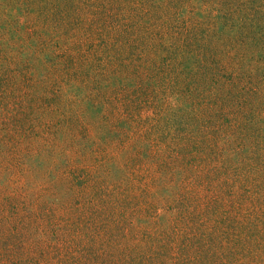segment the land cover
<instances>
[{
  "label": "rangeland",
  "instance_id": "rangeland-1",
  "mask_svg": "<svg viewBox=\"0 0 264 264\" xmlns=\"http://www.w3.org/2000/svg\"><path fill=\"white\" fill-rule=\"evenodd\" d=\"M181 1L183 3L178 14L176 9L173 13L170 12L171 6L178 0H144L146 8L154 14L140 18L137 10V2L140 0H129L128 3L127 0H0V80L8 81V84L18 82L20 88H24H16L18 94L28 88V97L35 99L30 103L28 98L23 100V96L20 101L17 97L9 98L11 106L7 108L4 103H0L2 197L8 193L3 188L12 182L14 188L24 192L22 196L27 201H35L36 197L33 195L40 188L43 200L50 196L57 201L63 199L68 202L66 198L71 193L65 183L67 168L86 169L96 159V164L103 163V169L96 167L103 175L107 171L119 172L112 169L108 158L124 156L134 150L140 151L143 147L139 144L148 142L138 130L141 107L132 104L133 95L148 100L138 103L143 108L146 105L149 108L145 111L147 117L152 115V111L155 113L154 105L160 108L168 105L171 109L174 105L179 112L186 110L185 114L190 115L186 103L175 105L163 102L162 97L171 93L166 76L158 75L160 82L152 79L144 82L143 79L136 78L137 74H125V66L114 70L121 65H138L141 60L151 58V37H154L152 31L158 30L155 26H164V29L158 30L163 32L161 38H153L162 46L157 57L159 62L163 63L168 52H175L174 44H180L174 43L175 37L182 44L187 42L186 39L195 40L198 45H211L213 54L218 56L222 68L215 69L213 66V71L219 73L221 82L213 84L211 74L203 71L193 83L195 88L189 83L182 93L191 101L197 100L195 113L201 112L202 117L208 118L204 122L208 123L205 125V135L196 138V141L200 140L204 147L210 142L205 154L211 159V167L219 176L234 171L227 184L199 179L205 173L202 167L195 168L191 174L184 169L181 172L172 171L173 176L167 178V175H171L170 170L160 172L158 176L150 175L151 178H146V182L136 183L142 189L138 192L142 196L138 206L147 208V211L139 213L145 215L148 222L157 220L150 229L165 235L166 240L163 242L168 245L171 238L176 236L173 233L174 225L178 224L183 228L185 226L182 225L187 224V220H178L181 210L185 209L186 215L190 213V217L207 216L203 210L201 212L202 204L191 202V196H187L190 192L188 181L194 176L199 194L210 197L215 194L214 200L219 195L222 197V192L232 187L236 190L234 196L238 203L231 206L220 204L223 211L220 213L215 210L218 227L205 226L200 234L188 229L191 235L196 236L194 238L187 234L180 235L178 240L188 238V251L203 244L199 238L204 240V231L206 236L215 235V238L219 236L221 229L227 227L226 230H229L228 226H233L232 222L235 221L239 222V230L254 233L252 236L259 234V239L263 240L262 247L264 246V233H261L264 228L259 232L260 227H254L253 224L256 212L264 210V175L255 179L246 173L248 164L264 162V147L260 149L261 139H264V0H258V8L253 14H245L243 5L242 15L233 17L229 22L228 26L234 27L230 31L225 25L228 21L225 10H214L218 8L215 6L219 5L218 0ZM73 3L79 7V17H76L79 19L74 22L65 19V16L74 11L70 9ZM159 4H165L166 10H156V5ZM100 11H103L101 17L107 13L110 18L105 16L100 19L95 14ZM237 24L251 27L242 33L246 47H241L240 53L237 48L233 49L225 42L226 37L232 38L242 27ZM166 42L172 47L171 50L163 49V43ZM261 47L260 52L258 49ZM201 49L199 47L200 51ZM98 54L103 59V64L99 63ZM191 55L193 54L185 47L181 55L172 54L180 62V66L184 64V68L187 62L193 61ZM231 59L232 62L227 61ZM223 64L229 69L223 68ZM2 86L0 92L6 87ZM149 100H154V105ZM16 101L19 107L14 112L12 109ZM115 110L117 116L114 115ZM15 114L28 125L34 120L32 126L29 129H19L18 132L11 130L10 117ZM209 130H213L212 136H206ZM257 135L259 144L255 142ZM74 138L76 139L73 140ZM7 139L19 140L17 144L25 146L12 151L16 157L13 161L5 153V144L9 142ZM21 145L19 146L22 147ZM96 148L99 149L98 152ZM179 167L181 165H171L172 169ZM237 173L244 174L249 180L241 177L237 184L233 180ZM120 175L118 182L128 183L132 173L120 171ZM12 176L13 180L10 179ZM106 178L115 180L112 173L106 174ZM31 181H35V184L31 185ZM214 206L219 207L212 205L213 208ZM221 217L225 219L220 222ZM170 225L173 227L170 228ZM150 236L138 239L140 243L146 242L141 244L142 247L152 250L150 258L155 253L160 258V264H172L171 261L166 263L167 254L161 249V243L156 241L154 245L151 244ZM235 236L236 234L233 238ZM65 239L68 241L56 243L59 247L49 249L46 254L29 248L30 243L24 244L20 239L11 250H7L4 264H32L33 261L27 257L38 260V264H122L116 262L119 256L124 254V259L126 255L131 256L130 249L134 246L123 244L116 248L114 240L108 242V238L101 234L84 241L73 236H65ZM257 242L258 239L254 241ZM76 247L80 250L75 251ZM261 250L256 260L248 262L242 257L240 264L264 262V252L261 253ZM19 252L20 256L15 255ZM230 256L228 264H239L233 253Z\"/></svg>",
  "mask_w": 264,
  "mask_h": 264
},
{
  "label": "trees",
  "instance_id": "trees-1",
  "mask_svg": "<svg viewBox=\"0 0 264 264\" xmlns=\"http://www.w3.org/2000/svg\"><path fill=\"white\" fill-rule=\"evenodd\" d=\"M128 2L129 0H127L126 3ZM140 2L143 3L139 4ZM140 2H137V10L139 11L140 18L144 17L143 15L148 16L149 14H154V12L150 13V10L146 8V2H144V0H140ZM218 2L219 5H215L218 8H214V10H225L226 17H228V21L225 25L229 31L234 28L233 26H228V24H230V20L232 21L235 16L238 18L242 15V11H244L243 5L245 6V14H253V12H256L255 9L258 8V0H245L244 3L243 0H218ZM182 3L183 2L181 0H178L176 4L171 6L170 12L173 13V10L176 9V12L179 14V7ZM160 8L162 10H166V5H156V10ZM70 9L74 11H71V14H68L67 16L63 13V16H65V19L74 22L79 19H76V17H79L77 13L79 7L73 3L70 6ZM102 12L103 11H100L95 14L100 19L105 16L107 19L110 18V16L105 12V14L101 17ZM164 16H166L165 12ZM237 25L242 27L239 29L237 34L235 33L232 35V38L231 36L230 38L226 37L225 42L226 45L231 48H237L240 53V48L242 47L243 49V47H246L245 41L243 40V37L245 36L242 33L250 30L251 27H249V25H246L248 26L246 27L244 24ZM155 27L158 28V30L164 29V26ZM158 30L154 29L152 31V35L155 38H161L163 33ZM169 30H171V27ZM177 34L178 33H176V35ZM39 35L40 34H38V36ZM216 35L217 34H215V36ZM154 37H151L153 40V52H151L153 56L151 58L146 59V61L141 60L138 65H121L116 67L114 70H118V68L125 66V74H137L138 76L136 78L139 80L143 79L144 82L149 79L160 82L158 75L162 74V76H166L169 80L171 93L167 94L164 98L162 97L163 102H172L175 105H177V103H179V105L180 103H186L190 110V115L185 114L186 110L183 113L179 112L174 105L172 106V109L168 108V105L167 107L165 106L164 108H160L154 105V100H149V102L154 105L153 107L155 109V113L152 111V115L150 114L147 117L145 116V111L149 108L146 105L144 109L138 103L148 102V100L143 99L140 96L133 95L134 100L132 101V104L141 107L140 113L138 114L137 125L140 126L138 130L143 136V139L148 142H141L139 144V146L143 147L139 149L140 151L134 150L127 152L124 156L108 158V162L112 163V169L115 168L119 172L107 171V173L105 172V175H103L102 171H99L96 168L101 167L103 169V163L101 162L96 164V159L94 160V163L86 169L67 168L65 171L67 172L65 183L69 187V191L71 193L70 197L66 198L68 202L63 199L57 201L54 197L51 198L50 196L43 200L41 198L42 193L40 188H38L33 195L36 197V200L27 201L25 197L22 196V193L24 192H21L18 188H14V185L10 180H13L14 177L12 176L10 179L8 178L11 183H8L7 187L3 188L8 191L5 197L1 196L2 190H0V264H4V259L7 256V250H11V248L14 247L18 241H20V239L24 244L30 243L31 246L29 248L46 254L50 251L49 249L58 248L59 246L57 244L61 241H68L65 239V236L79 237L82 238V241H84V239H91L98 234H101L102 237L108 238V242L114 240V247L116 248H119V246H122L123 244L134 245L130 249L131 256L126 255L125 259L124 254L119 256L120 258H118L116 262L122 264H160L159 256L154 253L153 258L151 259L152 250L142 247L141 244H145L146 242L140 243L138 240L140 237L147 238L148 235H151V239H149L151 244L154 245L156 241L161 243V249L167 254V256H165L167 258L166 263L167 261H171L170 263L172 264H228L227 259L233 256H230L231 253L238 258L237 260H239L240 264V262H242V257H244L246 261L249 260L248 262H252L257 259L261 249V253L264 252V246L262 247L261 244L263 240L259 239L261 236L259 234L252 236L254 233L248 231L245 232L243 229L239 230V226H237L239 225L238 221H235L234 223L232 222L233 226H228L229 230H226L227 227H222L223 229L219 227L221 231L219 236H216L215 238V235L210 237L206 236V232L204 231V240L201 237L199 238L200 242L203 244L196 247L193 251H188V248L186 247L188 243L186 240H188V238L185 240H178L180 235L186 236V234L191 238L196 237L191 235L187 231L188 229L191 230L190 232L200 234L202 230L205 229V226H210L209 228L214 226L218 227V218L215 217V215H218L215 210L220 211V213L223 211L221 210L222 207H220L221 203L223 206H231L238 203L234 196L236 190L232 189V187L224 193L222 192V197L219 195L216 197L217 199L215 198L213 200L215 194L213 197H210L198 193L199 188L197 184L194 183L195 177L193 176V178L188 181L190 192L187 196H191V202L195 204L197 203L198 205L202 204L201 212L203 210V212H205L204 214L207 216L202 217V215H195L194 217H190V213L189 215H186L185 209L181 210L178 220L180 219V221L185 222L187 220V224L182 225L185 227L181 228L178 224L176 225L174 223L173 233H175L176 236L171 238L168 245L166 242H163L166 240L164 237L165 235L162 233H155L153 229H150L155 226L157 220H155V222H148L145 215L139 213V211H147V208L138 206V202L141 201L140 199L142 197L138 194V192L142 189L140 186H137L136 183L146 182L147 180L145 179L151 178L150 175L156 174L158 176L160 172L163 173L164 171L170 170L171 175H167V178L169 176H173L172 171L175 173L177 171L181 172V170L184 169V171H189L191 174L195 171V168L202 167L203 171L205 169V173L204 176L199 179L204 182H221V184L226 182L227 184L232 177V172L234 171L233 170L230 173L226 172L224 175L220 174L219 176V173L214 171V168L211 167V159L205 154L207 153L210 142L206 143L204 147L203 144H200V140L196 141V138L205 135L208 123L204 122L205 120H208V118L205 119L202 117L203 115L201 112L200 114L199 112L195 113L194 108L197 107V100L195 102L191 101L188 96L185 97L182 93L189 83L193 86V83L197 81L196 77H200L199 75L203 71L207 74H211L210 78L213 84L221 82L219 73L213 71V66L215 69L222 68L218 56L213 54V47L211 45L208 46L207 44L198 45L195 40H186V36H184L183 39L187 42L182 44L181 40L178 42L177 37H175L174 43H180L181 45L174 44L173 49L175 52H168L167 57H164L163 63H161L157 60V57L159 56L158 54H160L159 52L162 46L161 44H157L158 42L153 39ZM188 42H191V44ZM163 45L164 50L172 49V47H169L167 42L166 44L163 43ZM183 47H185V49L188 48L189 52L193 54L191 55L193 61L187 62L185 68L184 64L180 66V62L176 61L177 58L175 59L174 56H172V54L181 55ZM199 47L202 48L201 51L199 50ZM261 49L262 47L258 50L261 52ZM98 57L99 63L101 62L103 64V59L100 54H98ZM204 60H206V62L208 60L209 63L204 62ZM227 61L232 62V59ZM126 63L127 62H125V64ZM223 68L229 69V67L224 64ZM183 77L184 79H182ZM2 85H6V87L1 89L0 103H4L6 105L5 108L11 106V102L8 101L10 100L9 98L15 99L17 97V100L20 101L23 96V100L28 98L30 103L35 101L34 98L28 97V88L21 90L22 93L18 94V90L15 89L24 88H20L19 83L16 81L8 84V81L5 82L0 80V86ZM207 85L206 87L208 88ZM197 90L200 89L197 88ZM183 98L184 100H182ZM18 101H16V104L12 109L14 112L18 111ZM116 113L117 110L114 111L115 116H117ZM120 113L121 112L119 111V114ZM10 118V126L12 127L10 129L14 132H18L19 129H29L34 122L33 120L28 125L24 121L20 120L16 114ZM212 134L213 130L211 132L209 130L206 136H212ZM258 136L259 135L255 138V142L259 144L260 140L258 139ZM75 139L76 138L73 140ZM7 141H9V139H7ZM261 141L262 143H260V149L264 147V139H261ZM18 142L19 140L9 141L5 144V153H8V157L11 161L16 159V157L12 154L13 150H16L17 148H25L24 145L17 144ZM96 150L97 152L99 151L97 148ZM172 164L181 165V167L172 169ZM120 171H123L126 174L132 173V176L130 177L131 180L128 181V183H125V181L124 183L118 182V179L121 176ZM110 173L114 174L115 180L106 178V174L109 175ZM246 173L248 176L254 177L255 179L262 177L264 175V162H261L260 164H248ZM241 177H244L243 180H249L245 178L244 174L241 175L240 173L234 174L233 180H235L238 184ZM34 182L35 181H31V185L35 184ZM212 205L219 207L214 206L213 208ZM253 218L256 219L253 223L254 227H260L258 228V230L260 229V232L264 228V210L261 209V212L257 211L255 217ZM224 219L225 217H221L219 221L221 222ZM172 227L173 226L170 225V228ZM261 233H264V231ZM235 234L236 236L233 238ZM124 236L125 238H123ZM256 239H258V242L254 243ZM135 241H138L140 244H134ZM174 241L175 243L173 244ZM80 245H82V243ZM77 247L74 249L75 251L80 250V248ZM169 253L171 255H169ZM15 255L20 256L21 253L19 252ZM27 259L31 262L33 261L32 264L39 263L38 260H33L30 257H27ZM260 262L258 263L264 264V262ZM76 264L79 263L77 262Z\"/></svg>",
  "mask_w": 264,
  "mask_h": 264
}]
</instances>
